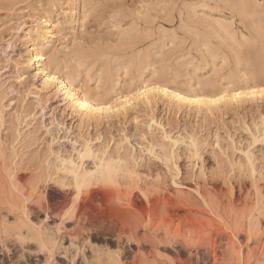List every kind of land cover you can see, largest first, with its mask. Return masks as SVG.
Masks as SVG:
<instances>
[{
    "label": "rangeland",
    "instance_id": "obj_1",
    "mask_svg": "<svg viewBox=\"0 0 264 264\" xmlns=\"http://www.w3.org/2000/svg\"><path fill=\"white\" fill-rule=\"evenodd\" d=\"M225 1L0 0V107L4 122L0 127V146L7 158L17 162L19 173L28 178L32 172H42L44 166L40 161L49 143L64 154L72 150L74 140L79 148L81 141L90 139L93 149L106 147L115 154L119 141L127 138L139 158L140 176L133 179L134 184L153 186L159 174L162 188L178 192L171 186L165 164L155 157L172 148L179 168L176 182L202 185L211 179L225 180L233 184L236 196L241 195L249 181L243 176L247 174L243 152L253 155L257 169L264 165L263 142L251 140L254 122L264 118V93L261 98L246 97L237 104H222L212 112H203L194 106L192 109L171 106L160 91L154 90L150 93L154 98L151 104L146 105L142 98L133 99L123 104L124 111H111L109 118L95 123L82 120L60 94L43 88L40 77L33 76V66L24 61L29 40L36 35L34 29L45 18L53 24L45 63L54 68L48 59L59 61L64 73L73 71L75 85L91 99L112 102L119 97L120 103L142 81L156 87L195 89L203 95L223 90L230 87L232 77L242 84L244 79H250L251 72L264 67V0H249L247 6L242 0ZM222 25L229 27L230 32ZM141 54L147 58H141ZM139 56L150 63L142 71L136 68ZM165 132L178 136L179 141L170 147L163 138ZM193 140L196 157L192 156ZM148 141L153 144L152 152L145 148ZM122 144L120 153L125 151L127 142ZM85 160L84 165L92 166V159ZM117 172L118 182L111 187L106 185L110 192L123 191L128 185L121 179L124 169L117 167ZM54 186L57 187L50 184L48 188L51 198L56 197ZM72 193L73 190H68L67 202L51 215L48 223L59 222V214L70 205ZM35 212L30 218L38 222L43 213L37 209ZM7 218L13 220L12 215ZM77 221L73 217L64 223L71 233L80 227L79 244L85 234L95 231L87 230L92 226L86 220ZM8 240L5 243L11 252L0 246V264H44L45 255L40 254L38 243L25 242L20 246ZM92 240L93 244L103 245L101 236ZM69 243L66 236L62 244L67 247ZM70 251L68 256L74 253ZM85 254L92 255L87 248ZM61 255L51 264H69Z\"/></svg>",
    "mask_w": 264,
    "mask_h": 264
},
{
    "label": "bare ground",
    "instance_id": "obj_2",
    "mask_svg": "<svg viewBox=\"0 0 264 264\" xmlns=\"http://www.w3.org/2000/svg\"><path fill=\"white\" fill-rule=\"evenodd\" d=\"M69 1L73 3L76 0ZM248 1L242 0L241 3L247 6ZM225 2L231 3V0ZM222 26L230 32L229 27ZM52 29L50 20H41L34 29L35 37L29 40L26 47L24 61L33 66V76L40 77L43 88L60 94L72 112L82 120L97 123L98 120L107 119L109 112H118L124 107L123 104L133 99L142 98L149 105L154 100L152 95L150 97L154 90L160 91L171 106H194L197 111L203 112H212L222 104H237L246 97L251 100L261 98L264 93V67H260L251 72L250 79H244L242 84L232 77L228 82L229 88L209 91L204 95L195 89L183 91L169 86L156 87L142 81L130 89L120 103H117L119 97L112 102L91 99L75 85L73 71L64 73L58 65L59 61L48 59L54 68H49L45 63ZM143 56L141 54V58ZM141 58L136 66L140 71L150 65L145 58ZM257 85L263 89L256 88ZM2 112L0 107V127L4 123ZM155 120L152 119V123ZM254 126L251 140L264 144V118L254 122ZM162 135L170 147L179 141L178 136L172 137L166 132ZM124 141L127 146L124 145L125 151L120 153L118 151ZM124 141H119L115 154L109 153L106 147L103 150L93 149L90 139L81 141L79 148L74 145V140L72 150L64 154L49 143L40 161L44 166L42 172H32L28 178L24 173H19L17 162L7 158L0 146V246L9 252L10 248L5 243L7 239L20 246L25 242H36L40 254L45 255L44 264H51L61 254V257L69 260V264H264V165L257 169L255 158L249 151L243 152L247 166V174L243 176L248 178V185L243 187L241 195L236 196L233 184L225 180L211 179L202 185L198 182L188 185L176 182L179 168L174 159V149L169 147L167 154L159 153L155 157L165 164L163 166L171 176V186L178 189V192H171L162 188L159 174L152 187L133 183V179L140 176L138 157L134 154L133 144L127 138ZM152 145L149 142L145 148L152 152ZM191 145L192 156L196 157L194 140ZM12 149L15 151L14 146ZM88 158L92 159V166L84 165V160ZM117 167L124 169L121 179L128 185L116 193L110 192L106 185L111 187L118 180ZM50 184L57 186H54L56 197L48 196ZM68 190H73L69 197L70 205L59 214V222L51 225L48 221L67 202ZM35 209L43 213V218L38 217L41 219L38 222L30 218V215L36 214ZM8 214L13 216V220H8ZM73 217L78 221L86 220L92 226L87 230L95 231L94 234H85L86 237L84 240L81 238L79 244L78 239L82 236L80 227L74 228L71 233L64 223ZM66 236L69 237L70 247L62 244ZM99 236L103 245L93 244L92 239ZM86 248L92 253L89 257L85 254ZM70 249L74 253L68 256Z\"/></svg>",
    "mask_w": 264,
    "mask_h": 264
},
{
    "label": "flooded vegetation",
    "instance_id": "obj_3",
    "mask_svg": "<svg viewBox=\"0 0 264 264\" xmlns=\"http://www.w3.org/2000/svg\"><path fill=\"white\" fill-rule=\"evenodd\" d=\"M35 259H38V258H35ZM29 264V263H28Z\"/></svg>",
    "mask_w": 264,
    "mask_h": 264
}]
</instances>
